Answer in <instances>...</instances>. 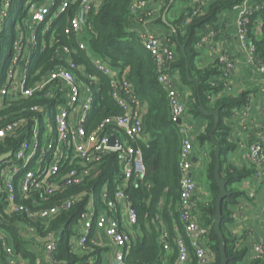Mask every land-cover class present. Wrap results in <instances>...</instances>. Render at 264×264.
Masks as SVG:
<instances>
[{"label": "built area", "instance_id": "obj_1", "mask_svg": "<svg viewBox=\"0 0 264 264\" xmlns=\"http://www.w3.org/2000/svg\"><path fill=\"white\" fill-rule=\"evenodd\" d=\"M102 1L81 0L76 16L65 30L68 36L74 37L76 44L59 47L55 53V57H60L66 64L50 70L31 87L27 86L31 77L27 66L36 55L33 46L37 44L38 28L49 20L51 23L47 25H51L59 13L66 10L69 0H61L59 9L53 13L51 6L54 0H48L49 3L46 5L28 0L26 7L28 5L31 7L29 19L26 18L23 23L20 20L22 27L16 37L13 38V30L9 31L10 41L3 48L0 47V106L5 101L19 97H35L38 94L50 100V103L31 108L35 116L31 118L30 128L27 127L26 117L0 128V144L9 136L26 135L18 149L9 150L13 151V155L0 164V199L9 215L23 214L47 226L61 214L77 206L86 198L87 191L72 194L66 200L50 206H44V203L58 192L75 186H88L99 176L105 158L112 153L119 156L124 185L131 179L138 181L146 174L144 152L137 144L147 134L141 111L142 102L128 79V69L121 70L107 60L91 56L94 71H89L85 64H78L74 60V53L87 48L82 37L86 28H91L90 17L100 8ZM205 1L195 0L193 11L187 14L182 26L203 14ZM248 1L234 6L238 11V35L242 45L249 51L248 62L264 76V61L256 55V47L249 38L250 15L264 8V0H258L251 7H248ZM132 8L139 15L142 14L141 17L145 12L146 17L151 14L147 9L148 0H135ZM50 15L52 17L47 18ZM18 16L16 12L6 18L4 28L7 21H10L11 29ZM256 22L252 32L259 36L264 32V22L261 18ZM136 31L157 65L158 81L167 92L171 118L181 125L182 149L179 168L182 187L181 221L185 224V235L181 234L179 226L175 224L174 230L180 234L176 239L179 252L177 264H188L192 253L197 257L198 264H210L215 258V253L209 245L210 227L200 223L194 213L197 183L193 175L194 142L190 137L189 121L186 119L187 107L180 90L174 85L172 64L177 60L178 54L170 42V37H162L152 30ZM213 34L212 30L204 40L210 39ZM219 63L222 66L219 81L223 83L224 90H231L230 80L235 71V62L223 53ZM98 74L110 77L112 97L122 108L123 113L109 116L89 130L87 128L90 122L89 115L98 98L97 92L101 85ZM213 84L219 85L218 82ZM215 97L210 95L212 100ZM113 134L118 137L117 145L111 144ZM247 156L251 167L264 168V143L256 142L250 145ZM64 169L66 172L62 173ZM92 195L86 199L87 204L77 220L80 221L78 227L81 231H75L70 243L74 251L76 247L86 249L93 232L103 231L117 249L113 259L103 264H126V255L137 235L134 230L126 228L113 213L122 203L128 204L127 220L135 227L138 220L137 211L129 201L124 188L117 189L115 194L110 196L107 183H104L100 193L105 202L103 208L97 207L96 201L91 198ZM25 200H30L31 205L25 204ZM17 225L27 242L26 250H32L37 254V264H44L43 257L49 264H67L55 257L59 232L49 231L41 235L37 228L28 222ZM164 240L165 249L170 250L168 235L164 236ZM75 243L78 246H75ZM253 252L254 260H257L258 264H264V242L255 244ZM0 264H29V259L16 248L11 233L3 226L0 227Z\"/></svg>", "mask_w": 264, "mask_h": 264}, {"label": "trees", "instance_id": "obj_2", "mask_svg": "<svg viewBox=\"0 0 264 264\" xmlns=\"http://www.w3.org/2000/svg\"><path fill=\"white\" fill-rule=\"evenodd\" d=\"M7 1L0 0V14ZM45 1L37 0L40 4ZM134 1L103 0L97 12L90 17L91 28L87 27L82 37L87 48L79 49L73 56L76 63L85 64L89 71H94L91 56L107 60L114 67L121 70L128 69V79L132 83L136 95L148 107L144 124L150 139H140L137 142L144 152L146 174L142 179L138 181L131 179L124 185L119 156L117 153L110 154L105 158L99 176L92 180L88 186H75L66 191L58 192L56 196L50 197L48 202L44 203V206H50L56 202L66 200L72 194L87 191L85 199L79 202L71 211L61 214L47 226L23 214H7L5 204L0 199V227H5L11 233L16 248L29 259V264H37L38 257L34 251L26 250L27 242L23 239L17 225L22 222H28L37 228L41 235H45L49 231L59 232V244L55 253L58 260L67 264H102L103 248L89 241L87 244L88 253L81 255L74 251L70 238L75 234L72 223L78 220L87 204L86 199L91 194L95 195L98 208L105 207V202L100 196L104 183H107L110 196H113L117 189L124 188L129 201L137 211L138 220L135 226L138 230L137 238L126 255V264H177L179 252L176 239L180 234L176 233L174 225L177 224L181 234L185 235V224L181 221L182 187L179 168V157L182 149L181 125L175 123L171 118L167 92L158 81L157 65L151 53L145 49L138 32L134 30L133 20L138 15L132 8ZM176 1L178 0L173 1L170 10ZM244 1L210 0L207 6L204 7V13L195 17L190 23L182 26L187 14L192 13L193 7L189 9L187 14L185 12L178 19L169 21L174 26L170 42H172L178 54L177 60L172 64V69L179 71L181 78L191 86L194 92L192 99L188 102V112L196 117L202 116L208 119V124L199 135V140L202 143H210L208 178L210 180L211 200L200 205L198 218L200 223L210 227L209 245L215 253V258L210 264H222L220 241L215 233L213 218L217 211L216 199L220 193V188L215 176L217 146L212 138L215 118L204 115L200 110L201 104L208 111L219 110L221 120L215 132V137L222 145L220 175L222 179L228 180V186L252 177L256 172V168L245 167L240 169L230 166L227 164L226 156L228 152L236 149V145L228 141L231 127L225 123L224 118L230 115L233 108L247 101L248 92H242L239 96L225 94L216 101L212 100L210 95L216 96L224 88L223 83L219 81V76L222 75V66L217 61L203 68L198 67L196 58L200 53L197 44L211 28L218 29L225 12L234 9V6L242 4ZM60 2L61 0H54L51 13L56 12ZM80 2L81 0H69L66 10L59 13L51 25H47V22H45L39 26L37 44L33 46L36 55L32 57L30 64L27 66L31 75L27 84L28 87L47 75L50 70L66 64L60 57H55V53L59 47L76 44L74 37L68 36L65 30L72 18L76 16ZM26 3H28V0H21L20 4L17 0H12L13 6H11L10 13L14 15L17 12L19 14L17 18L22 23L27 18ZM170 3L171 0H165L161 13L165 11ZM20 6L21 8L17 9ZM145 17L146 12L141 18ZM259 18L264 22V8L259 11L256 10L255 13L250 15L251 24L249 28L251 32L249 38L256 47V55L264 61V32L259 36L252 32ZM158 22L163 23L162 16L158 19ZM15 25L16 23L12 25L11 29L4 28L0 32L1 48L10 41V30H13V38L18 34ZM46 26L49 28L43 34L42 30ZM52 39L54 42H51ZM182 45L186 46L191 77L197 79V83L190 81L187 76V59L182 50ZM75 72L80 78H83L78 71ZM98 76L101 79V85L100 90L97 92L98 98L89 115L90 122L87 125L89 130L105 118L123 113L122 108L112 97L113 87L110 77L103 74H98ZM214 82H218L219 85H214ZM47 103H50V100L44 98L42 94L35 97H19L18 99L5 101L0 106V128L22 117L27 118L26 124L30 128L31 118L35 116L31 108L35 105H45ZM25 137L26 135L7 137L0 144V155L9 150L18 149ZM65 172L66 169L62 173ZM228 190L232 192V196L227 197L223 203L222 228L227 239L229 264H238L246 257L247 250L237 248L235 238L227 235L226 222L230 220L231 216L228 204L236 203L237 197L242 195L243 192L237 188H228ZM24 202L31 205L30 200ZM164 233L168 234L170 250L165 249ZM89 259H92V262ZM188 264H198L194 253H192L191 261ZM250 264H258V261L252 260Z\"/></svg>", "mask_w": 264, "mask_h": 264}, {"label": "crops", "instance_id": "obj_3", "mask_svg": "<svg viewBox=\"0 0 264 264\" xmlns=\"http://www.w3.org/2000/svg\"><path fill=\"white\" fill-rule=\"evenodd\" d=\"M209 1L204 2L203 11ZM257 2L258 0H249L248 7L255 5ZM164 5L165 0H148L147 9L151 14L145 18H141L142 14L136 15L137 17L133 20L134 30H152L162 37H170L172 31H174V26L169 21L178 19L185 12L187 14L189 9L194 7L195 0L176 1L167 13L166 21L163 18L164 12L161 13ZM169 13L172 19L169 17ZM161 16L163 23L158 22ZM238 28V11L232 9L225 12L218 29L211 28L198 42L197 49L200 54L196 58V64L198 67L203 68L217 61L220 62L223 53L235 62V71L230 80L231 90H221L216 94L214 101L225 94L239 96L242 92H248L247 101L233 108L230 115L224 118L225 123L231 127L228 141L236 145V149L226 155L227 164L241 169L251 167L247 156L249 146L256 142L264 143V76L254 65L248 62L249 51L241 43ZM212 30L213 36L208 40H204V37H207ZM174 77V85L180 90L186 107H188V102L194 95L193 89L184 82L178 70L174 71ZM141 111L143 120H145L148 111L147 104L142 103ZM186 119L189 121L190 137L194 142L193 175L197 183L194 213L199 220L198 210L200 205L211 200L210 180L208 178L210 143H202L199 140V135L206 128L208 119L190 114L188 108ZM144 139L149 140V134H146ZM263 169L258 168V175H256V170L252 177L246 178L237 184V189L243 193L237 197L236 203L229 204L231 216L230 220L226 222L227 235L235 238L237 248L247 250L246 257L238 264H250L254 260V245L264 242ZM262 170L263 173L261 174ZM113 216L120 219L126 228L134 230L137 235L138 230L130 225L127 220L128 204L122 203L121 207L113 213ZM165 235L168 234L164 233ZM89 241L104 249L102 264L113 259L117 249L103 231H94ZM75 246H78L77 243H75ZM75 251L82 255L83 253L87 254L89 249L76 247ZM91 260L89 259V261ZM43 262L49 264L45 257H43Z\"/></svg>", "mask_w": 264, "mask_h": 264}, {"label": "water", "instance_id": "obj_4", "mask_svg": "<svg viewBox=\"0 0 264 264\" xmlns=\"http://www.w3.org/2000/svg\"><path fill=\"white\" fill-rule=\"evenodd\" d=\"M174 0H172V2L167 6V8L164 11L163 14V18L166 21V15L169 12L171 5L173 3ZM172 26V25H171ZM182 50L184 52V55L187 59V76L189 78L190 81H194L197 83V79L192 78L191 77V73H190V63L188 61V55L186 53V46L182 45ZM200 110L201 112L206 115V116H213L215 118V125L213 127L212 130V138L217 146L216 148V160H217V166H216V171H215V176H216V180L218 183V186L220 188V193L216 199V207H217V211L216 214L214 215V227H215V233L219 238L220 241V252H221V260H222V264H229V256L227 253V239H226V235L223 231L222 228V222H223V203L225 201V199L227 197L232 196V192H230L228 190V180H224L222 179L221 175H220V168H221V155H222V145L221 143L218 141V139H216L215 137V132L218 129L219 123H220V114H219V110H215V111H207L204 107L203 104H201L200 106ZM181 122V120H179V123ZM119 142L118 137L116 134H113L111 136V144L112 145H117ZM13 155V151H9L7 153H4L2 155H0V164L7 160L8 158H10Z\"/></svg>", "mask_w": 264, "mask_h": 264}, {"label": "rangeland", "instance_id": "obj_5", "mask_svg": "<svg viewBox=\"0 0 264 264\" xmlns=\"http://www.w3.org/2000/svg\"><path fill=\"white\" fill-rule=\"evenodd\" d=\"M18 1V3L20 4L21 3V0H17ZM31 1V0H30ZM48 0H46L44 3H42V5H46L47 3H49V2H47ZM34 2H37V0H34ZM11 6H13L12 5V0H9L8 1V3L7 4H5V7H4V9L1 11V14H0V25L2 24V26H0V32H2L3 30H4V22H6V18H8V17H10L12 14L10 13V10H11ZM22 6V5H21ZM21 6L20 7H18L17 9H20L21 8ZM59 9V7L57 8V10ZM26 11H27V20L29 19V17H30V12H31V7L28 5L27 7H26ZM4 17H6V18H4ZM52 17V15H50V16H47V18H51ZM169 17L172 19V16H171V14L169 13ZM49 23H51V21L49 20L48 21V23L47 24H49ZM10 21H7V26H6V28H8V29H10ZM22 27V25H21V23H20V20H16V25H15V30H19L20 28ZM11 31V30H10ZM47 31V28L46 27H44L43 28V30H42V33L44 34L45 32ZM7 49V48H6ZM15 56H16V54H15ZM257 170V169H256ZM237 184H239V183H233V184H230L229 186H228V188L230 189V188H238V185ZM92 200L94 201H96V199H95V195L93 194L92 195ZM96 203V202H95ZM230 204V203H229ZM228 204V205H229ZM79 224H80V221H75L74 223H72V226H73V228L75 229V231H81V228L80 227H78L79 226Z\"/></svg>", "mask_w": 264, "mask_h": 264}]
</instances>
